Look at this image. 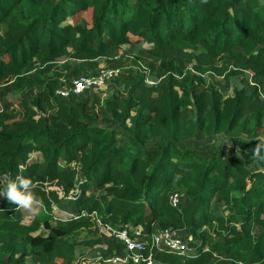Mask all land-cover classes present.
<instances>
[{
  "label": "trees",
  "instance_id": "1",
  "mask_svg": "<svg viewBox=\"0 0 264 264\" xmlns=\"http://www.w3.org/2000/svg\"><path fill=\"white\" fill-rule=\"evenodd\" d=\"M103 66L104 97L56 94ZM211 75L239 77L232 96ZM198 135L221 140L183 145ZM17 175L40 210L0 197V264H85L83 244L93 264H144L112 262L105 226L124 225L153 264H264V0H0V180ZM168 228L185 252L152 245Z\"/></svg>",
  "mask_w": 264,
  "mask_h": 264
},
{
  "label": "built area",
  "instance_id": "2",
  "mask_svg": "<svg viewBox=\"0 0 264 264\" xmlns=\"http://www.w3.org/2000/svg\"><path fill=\"white\" fill-rule=\"evenodd\" d=\"M117 73V68H100L93 74L72 79L68 85L59 87L56 90V94L60 97H67L69 94L80 95L87 90L99 89ZM176 196L177 194L170 195V203L174 206L177 205ZM105 229L110 231L112 238L122 242L125 246V255L112 257V262L123 263L130 261L133 263L143 262L144 264H153L151 255H145L143 252L144 244L142 240L145 236L143 230L139 229L131 233L126 225L120 228L105 226ZM181 235L182 234H180L177 229L171 228L159 232L154 231L152 235V245L158 249H167L177 253H183L186 251L187 247Z\"/></svg>",
  "mask_w": 264,
  "mask_h": 264
},
{
  "label": "rangeland",
  "instance_id": "3",
  "mask_svg": "<svg viewBox=\"0 0 264 264\" xmlns=\"http://www.w3.org/2000/svg\"><path fill=\"white\" fill-rule=\"evenodd\" d=\"M134 50H135V47L129 45L128 47H126L124 52L131 53ZM61 62L62 61L60 60L59 62H56V63L58 65H60ZM35 66L39 67L38 64H36ZM100 68H102V67H100ZM100 68H98V69H100ZM209 80L214 84V86L217 89H219L224 94L225 98H229L230 96H232V93H233L232 88L238 82L239 77L231 78L229 80V85L228 86L222 81V79L220 77H216V76L211 75L209 77ZM112 89H113V86L109 82H106L98 90L102 91L100 96L104 97L106 91L107 90H112ZM37 93H38V89L36 88V86L30 84V85L26 86L25 88H23L22 90H19L17 92H13V91L8 92L6 96L11 101L13 108H17L18 105L21 104V103L30 104L29 103V99L31 97H33L34 95H36ZM48 111H50V109H48ZM8 121H9V119L3 121L4 128L7 125ZM219 137H220L219 135H216V136L198 135L195 139L188 140V141L184 142L183 145L191 147L195 151L201 152L203 154H209L210 152H212L213 147L217 144L218 139L221 140V138H219ZM219 145L222 147V149H230L231 150V148H232V145L230 143L224 144L223 142H221V143L219 142ZM224 151L226 152V150H224ZM33 157L37 158L38 156L36 155V156H33ZM7 179H8L7 176L2 178L0 180V185L5 184ZM175 191L172 190L171 191V195L177 194V196H176L177 205L178 204H185L187 198L183 194L182 190L176 191V192ZM213 205L215 206V208L217 210L224 211L221 208L220 204L214 202ZM27 214H31V213H27ZM32 218H33V215H25L24 218H23V222H30L32 220ZM88 235H89V233L81 232V234L79 236L82 237V238H86V237H88ZM98 236L102 237L103 239L107 238V236L105 235V233L101 229L99 230ZM187 246H188V244H186V247ZM82 248L84 249L86 254H80L78 256L79 261L87 260L89 262H86L85 264H93L94 261H99L100 260L101 253L96 256V259L94 261H92L90 259V257H89V254L93 253V251H94V249L96 247L93 246V249H92V248H90L89 245L83 244Z\"/></svg>",
  "mask_w": 264,
  "mask_h": 264
},
{
  "label": "clouds",
  "instance_id": "4",
  "mask_svg": "<svg viewBox=\"0 0 264 264\" xmlns=\"http://www.w3.org/2000/svg\"><path fill=\"white\" fill-rule=\"evenodd\" d=\"M0 196L16 206L26 209L31 214H39L40 202L32 193L31 182L26 177L17 175L14 179L10 178L3 186H0Z\"/></svg>",
  "mask_w": 264,
  "mask_h": 264
}]
</instances>
